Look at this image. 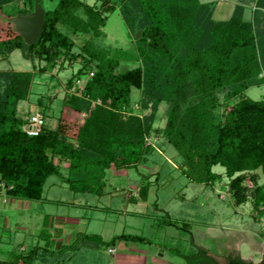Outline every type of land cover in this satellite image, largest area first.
I'll list each match as a JSON object with an SVG mask.
<instances>
[{
    "label": "trees",
    "instance_id": "trees-1",
    "mask_svg": "<svg viewBox=\"0 0 264 264\" xmlns=\"http://www.w3.org/2000/svg\"><path fill=\"white\" fill-rule=\"evenodd\" d=\"M13 1L0 0V61L16 50L32 61L70 56L82 59L94 76L81 95L64 101L56 128L46 126L45 119L41 133L29 136L22 126L31 113L20 116L19 105L31 94L35 72L0 70V182L10 197L44 200V186L54 175L75 193L101 196L112 167L137 168L149 163L155 152H163L148 142L155 133L176 150L178 168L190 181L214 186L223 174L213 167L221 165L231 178L235 202L251 197L255 211L264 213V185L252 189L245 184L246 173L261 169L264 175V97L247 95L250 88L264 86V0H243L227 20L213 18L217 1L125 0V20L145 36L137 42L141 63L124 69L114 53L91 40L74 54L73 34L100 36L106 25L100 11L84 0H57L52 10L45 9L46 24L33 45L25 43L9 18L32 11L36 0H22L26 9L9 10L6 6ZM246 5L253 7L250 18ZM133 88L142 93V109H152L149 116L132 108ZM161 103L169 104L170 112L164 128L157 129ZM41 109L44 115L48 111ZM66 110L75 113L73 125ZM63 163L69 164L67 170ZM251 178L257 184L255 175ZM150 185L147 181L141 187V195L146 197ZM48 227L46 218L40 234L43 246L13 251L8 263L32 264L39 250H50L53 234ZM86 237L106 249L122 238L138 239L122 235L106 242L98 234ZM179 254L189 264H217L204 247ZM226 256L230 264H255L238 253Z\"/></svg>",
    "mask_w": 264,
    "mask_h": 264
},
{
    "label": "rangeland",
    "instance_id": "rangeland-1",
    "mask_svg": "<svg viewBox=\"0 0 264 264\" xmlns=\"http://www.w3.org/2000/svg\"><path fill=\"white\" fill-rule=\"evenodd\" d=\"M84 1L100 11L106 18V25L102 27L103 32L100 36L85 33L73 34L72 38L76 43L73 49L74 54L82 52V46L88 40H91L98 48L108 50L111 54L114 53L115 57L120 59L121 69L137 67L141 63L138 57L137 42L145 34L136 26L132 29L125 20L122 10L126 1ZM201 1L209 3L207 2L209 0ZM56 3L57 0H43L46 10H52ZM6 7L9 10L27 8L22 0H14L13 3L8 4ZM230 9L220 16L216 14V18L215 16L213 18L216 20L228 18L231 15ZM80 14L85 17L82 11H80ZM262 20H264V16ZM0 68V70L35 72L31 94L26 101L22 102L19 114L24 118L36 111L44 115L41 107H44V109L48 108L44 115L46 126L53 128L58 125V118L55 117L61 114L64 101L70 97L81 95L88 79L94 76L90 66L85 67L83 60L80 58H71L70 56L64 58L61 56L55 57L49 62L46 60L32 61L27 58V54L20 50L14 51L7 60L0 62ZM223 95L224 93L221 94L222 97ZM247 95L255 100L262 99L264 97V86L250 88L247 91ZM131 98L132 108L136 113L140 112L144 116H149L152 113L151 108L142 109V93L139 89H132ZM227 110L229 111L230 107ZM169 112L170 105L161 103L154 122V128H164ZM74 115L75 113H72L71 110H66L67 120L71 122V125L74 124ZM148 142L156 144L164 152H155L150 157L151 161L149 163L140 165L139 170H126L125 173H120L122 177L119 178V180L122 178L124 185L127 186V181L130 180L131 175L134 176L135 174L136 176L139 171L147 174L150 169L151 172H154L151 176L153 185L149 194L150 202L147 214L141 217L139 215H135V217L131 215L119 218V215L113 216L109 211H106L104 208L109 206L118 208L125 206V203L119 199L120 196L117 192H112L114 197L110 195V197H103L101 200H97L100 197L94 193H77L78 200L81 203L89 204L91 207H86L80 212L87 217L86 219L93 218L94 215L97 217L94 221H90L88 233L100 234L104 241L110 242L112 238L110 239L102 231L110 227V225L111 227L115 226L116 230L117 224L118 233L126 232L128 236L141 238L142 240L139 239L141 240L139 243L144 247L151 248L154 253L159 246L164 247L163 249H166L168 254L166 260L170 261L169 264H189L179 253L186 255L196 253L198 249L195 245L206 247L220 255L238 253L243 259L259 264L264 258V213L255 211L251 197H248L247 201L241 204L235 202L230 190L231 178L226 175L225 168L221 165L213 167L214 172L223 174L222 179L218 180L214 186L192 182L178 168L180 158L176 150L164 137L161 138L157 134L152 133L151 137L148 138ZM168 148L169 150L167 151ZM62 166L65 168L64 163ZM145 168L148 170H145ZM159 171H161V175H157ZM246 174L245 184L250 188L253 189L256 185H264V175L261 169ZM127 175H130V177H127ZM252 175H255L257 184L251 178ZM122 179L120 182H122ZM56 180L61 184V180L57 175L50 177L47 182V189L51 188L50 194L55 193L54 198L62 201L73 199L70 194L72 196V194L76 193L71 191L69 187L59 184L51 187L53 181ZM118 185L119 183L114 176L109 178L108 187L111 190ZM78 200L76 199V201ZM33 204L36 207L35 209L43 211L42 215H36L38 212L34 210V216L31 219L26 217L25 214L22 217L24 222H21L23 226L26 223L29 225L33 222L36 223V221L41 226L44 211L59 215L69 210L72 213L75 211L59 204L44 205L37 202ZM95 205H98L99 209L94 212L92 206L95 207ZM155 207L162 208L164 211L158 212ZM154 213H157V215H154ZM3 219L2 217L0 222V249L7 245L17 247L21 234L14 226L10 225L5 228ZM112 219L117 223L113 222L111 224L110 220ZM78 242L81 248L79 252L72 250L69 246L62 250L61 247L64 242L60 247L53 244L50 250L41 249L36 254L32 264L115 263L114 256L108 252L109 248L106 249L99 246L100 249L98 251L93 250L90 246L83 245V237H80ZM35 245H29L28 250ZM113 245L118 246L119 241L110 245V247ZM160 254L159 252L158 255Z\"/></svg>",
    "mask_w": 264,
    "mask_h": 264
},
{
    "label": "crops",
    "instance_id": "crops-1",
    "mask_svg": "<svg viewBox=\"0 0 264 264\" xmlns=\"http://www.w3.org/2000/svg\"><path fill=\"white\" fill-rule=\"evenodd\" d=\"M213 1H217V5L215 8V12H214L215 18H216V14L220 16L224 14L229 8H231L230 13L232 15L235 6L239 4L240 2L243 4V0H209L207 2H213ZM203 3H206V2H203ZM246 6H247L246 14L248 18H250V16H252L253 7L251 5H246ZM231 15L226 19L219 18L218 20H227L231 17ZM21 105H22V102L20 103L19 108L22 107ZM55 118H58V116H56ZM168 150L169 148L167 149V151ZM64 164L67 170V167L69 164L68 163H64ZM131 169L139 170L140 165L137 168H131ZM66 170L64 172L65 175L67 173ZM126 170L128 171L130 169L117 170L114 167H112L108 171L107 186L105 188V193L101 196L97 195L98 197H100L97 200H101L103 197H110V195L114 197L112 192H117V194L120 196L119 199L122 200L121 202L125 203V206H122L120 208L109 206L104 209L106 211H109L113 216L119 215V218L120 217L123 218L124 216L128 217L131 215L132 216L134 215V217L135 215L137 216L139 215L141 217L142 215L147 214V209H148L149 202H150L149 194H150V190L153 185V179L151 176L154 172H151V169L149 170L147 174H145V172L142 173L139 171L136 176L135 174L134 176L131 175V178L130 180L127 181V186H126L124 185L122 178H121L122 182H120L121 179L119 180V178L122 177L120 173H125ZM145 170H148V169L145 168ZM161 171L157 172V175L158 174L161 175ZM141 175H143V177H141ZM112 176H114V178L119 183L117 187H113L112 189L113 191L108 187L109 178ZM127 177H130V175H127ZM147 177L149 179H147ZM60 180H61V184H59V181L56 180V181H53V183L51 184V187H54L57 184L61 186L65 185L66 187H69V185L66 182H64L62 178H60ZM147 181H151L152 185L149 186L146 197H145L141 195L140 189ZM47 182L44 186V192H43L44 200H37V201L14 199L10 197L6 193L5 185L0 182V222L3 217L5 228H8V226L10 225L14 226L15 228H17V230H19V233L21 234V238L18 239L17 247H12L10 245H7L3 249H0V256H1L0 264H26L23 261H19L18 263H8V261L11 259L12 257L11 253L13 251L14 252L16 251L17 253L27 252L29 245L31 244H36L35 246H38V245L43 246L45 244L44 241L41 239L40 234H41L42 229L44 228V222L46 218L48 219V223H49V227H48L49 232L53 234V238H52L53 244L57 245V247L58 246L60 247V245L63 244L64 242L65 246H69L72 250L74 251L76 250V252L77 251L79 252L81 248L79 247V242L78 241L76 242V240H79L80 237H83V245L90 246L93 250H96V251L100 249L99 245L96 242L86 237V235L88 234H94V233H88V229H89L90 221H94L97 217H95L94 215L93 218L86 219L87 217L83 215V213L80 212V210L85 209L86 207L91 208L90 205L81 203L77 198L78 197L77 193L72 194V196L70 194V197L73 198V199H69L70 201H65V200L62 201V200H58L54 198L55 193H53L52 195L50 194L51 188L47 189ZM69 189L71 190L70 187ZM76 199L78 201H76ZM36 202L43 203L44 205L59 204L62 207H68V208H71V210L73 209L75 211L74 213H72L69 210V211L64 212L61 215L44 211L45 213L43 214V222L41 226L40 224H38V221H36V223L33 222L30 225L26 223V225L23 226L21 222H24L22 217L25 214H26V217H30L31 219L34 216V212H33L34 210L38 212V214L35 213L36 215L38 216L39 214L42 215L43 211H38L37 209H35L36 207L33 206L34 205L33 203H36ZM92 208L94 212L99 209L98 205L97 206L95 205V207L92 206ZM137 208L139 209L137 210ZM155 208L157 209L156 211L158 212L164 211L162 208H157V207ZM154 215H157V213H154ZM119 218L118 220H120ZM110 221H111V224L113 222L115 224L117 223L116 221H113V219ZM117 228H118L117 224H116V230H115V226L111 227L110 225V227L105 228L102 232H105V234H107L106 236L110 237V239L111 238L113 239L116 236L128 235V233L126 232L118 233L119 230L117 231ZM27 240L29 243L27 242ZM139 241L141 240L131 239V238H122L119 240L118 246L113 245L112 247H110L108 249V252L114 256V260H115L114 264H169L170 263L169 260H166V256L168 254L166 252V249H163L164 247L159 246V248L154 253L151 250V248L149 249L148 247L142 246V244H140ZM75 242L76 244L73 247H71V244ZM195 246L197 249L201 247L199 245H195ZM159 252L161 253L160 255H158Z\"/></svg>",
    "mask_w": 264,
    "mask_h": 264
},
{
    "label": "water",
    "instance_id": "water-1",
    "mask_svg": "<svg viewBox=\"0 0 264 264\" xmlns=\"http://www.w3.org/2000/svg\"><path fill=\"white\" fill-rule=\"evenodd\" d=\"M46 10L42 0H36L34 10L26 14H17L9 21L13 23L15 31L23 38L26 44L33 45L37 42L45 24ZM207 255L217 264H230L226 255L216 254L207 249Z\"/></svg>",
    "mask_w": 264,
    "mask_h": 264
},
{
    "label": "built area",
    "instance_id": "built-area-1",
    "mask_svg": "<svg viewBox=\"0 0 264 264\" xmlns=\"http://www.w3.org/2000/svg\"><path fill=\"white\" fill-rule=\"evenodd\" d=\"M44 125L45 117L39 111H36L31 113L27 123L22 126V129L29 136H37L41 133Z\"/></svg>",
    "mask_w": 264,
    "mask_h": 264
},
{
    "label": "flooded vegetation",
    "instance_id": "flooded-vegetation-1",
    "mask_svg": "<svg viewBox=\"0 0 264 264\" xmlns=\"http://www.w3.org/2000/svg\"><path fill=\"white\" fill-rule=\"evenodd\" d=\"M199 248H202V247H199ZM227 255V254H226Z\"/></svg>",
    "mask_w": 264,
    "mask_h": 264
}]
</instances>
